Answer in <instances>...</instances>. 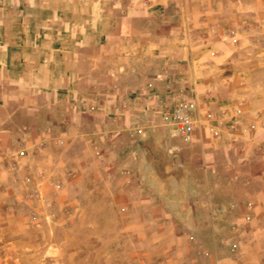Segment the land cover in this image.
<instances>
[{
  "label": "rangeland",
  "instance_id": "374dc122",
  "mask_svg": "<svg viewBox=\"0 0 264 264\" xmlns=\"http://www.w3.org/2000/svg\"><path fill=\"white\" fill-rule=\"evenodd\" d=\"M260 5L0 0V264H264Z\"/></svg>",
  "mask_w": 264,
  "mask_h": 264
},
{
  "label": "built area",
  "instance_id": "2783aa9c",
  "mask_svg": "<svg viewBox=\"0 0 264 264\" xmlns=\"http://www.w3.org/2000/svg\"><path fill=\"white\" fill-rule=\"evenodd\" d=\"M194 109L195 104L191 100L181 101L174 107L171 114L172 126L183 137L189 136L194 130L196 123Z\"/></svg>",
  "mask_w": 264,
  "mask_h": 264
},
{
  "label": "crops",
  "instance_id": "0c3cea01",
  "mask_svg": "<svg viewBox=\"0 0 264 264\" xmlns=\"http://www.w3.org/2000/svg\"><path fill=\"white\" fill-rule=\"evenodd\" d=\"M260 6H261V5H260ZM260 8H261V10H263V12H264V6H261ZM257 12H259V11H257ZM121 27L123 28L124 32H126L128 26H126V25H122V26H121V23H120L118 29H121ZM222 50H223V51H222L221 56H225L227 51H226L224 48H223Z\"/></svg>",
  "mask_w": 264,
  "mask_h": 264
}]
</instances>
